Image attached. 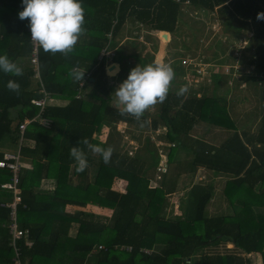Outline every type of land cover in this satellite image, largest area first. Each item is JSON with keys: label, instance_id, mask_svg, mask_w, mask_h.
I'll return each instance as SVG.
<instances>
[{"label": "trees", "instance_id": "trees-1", "mask_svg": "<svg viewBox=\"0 0 264 264\" xmlns=\"http://www.w3.org/2000/svg\"><path fill=\"white\" fill-rule=\"evenodd\" d=\"M189 3L215 12L225 30L233 34L241 30L252 33L245 40L253 52L254 71L244 74L245 88L237 92L243 96V90L247 93L253 89L258 94L261 114L250 124V130L238 132L233 113L244 117L254 106L244 112L234 111L225 82L221 93L192 90L177 96L180 77H184L181 71H175L179 82L172 81L176 87L170 88L167 99L144 113L142 119L148 124L141 127L133 117L120 115L113 94L117 83L126 79L136 65L154 63L153 56L148 53L144 63L138 51L145 45L126 42L127 49L118 48L113 57L120 65L119 79L123 78H116L114 83L105 73L103 59L98 57L106 45L105 33L116 17L113 36L125 20L173 35L183 14L181 3L174 0H82L87 31L74 52L67 57L60 53L53 56L39 49L41 79L51 94L44 111L51 120L50 127L29 123L20 145L18 126L37 113L38 107L31 99L40 97L41 89L29 66L23 67L21 77L0 72V158L5 137L18 144L21 156L17 183L21 200L16 206L17 227L24 232L17 241L21 264H259L258 255L264 264V20L257 19V14L264 12V0ZM22 9V0H0V54L6 53L16 63L30 55L27 20L18 18ZM192 25L197 27V21ZM227 25L234 29H227ZM199 29L193 31L194 38L201 33ZM195 39L191 42L197 48ZM133 44L140 49L136 51ZM217 44L223 47L220 41ZM180 45L187 53L188 41L182 39ZM174 47L172 52L179 56L178 43ZM73 67L90 71L80 98L76 97L79 81L69 76ZM9 79L19 82V95L6 89ZM239 100H244L242 108L247 106L245 97ZM119 121L140 130L156 131L162 126L157 134L169 145L163 150L165 160L162 162L149 136L144 146H136L129 154L122 145V135L116 131ZM205 125L233 132L216 144L195 134L197 127L209 129ZM105 127L107 135L99 139L96 135ZM83 137L105 148L111 146L110 161L105 163L101 155L85 149L88 167L77 172L69 149L79 146ZM146 153L151 158L147 159L149 164L143 158ZM159 164L163 166L160 172ZM200 172L209 179L200 178L186 189L178 187L183 173L192 178ZM11 177L9 169L0 168V183ZM219 179L222 183L217 186L220 181L214 180ZM120 181L123 192L113 187ZM177 190L183 193L177 208H173L169 199ZM219 192L227 211L216 213L220 212L217 209L210 214L208 205ZM12 197L11 190L0 188V264H15L7 205ZM88 204L108 208L111 214L87 210ZM68 206L77 208L69 210ZM73 225L76 233L71 235ZM100 244L104 248L98 249ZM120 246H130L131 250ZM144 247L151 252H142Z\"/></svg>", "mask_w": 264, "mask_h": 264}, {"label": "clouds", "instance_id": "clouds-1", "mask_svg": "<svg viewBox=\"0 0 264 264\" xmlns=\"http://www.w3.org/2000/svg\"><path fill=\"white\" fill-rule=\"evenodd\" d=\"M23 9L18 12L20 20L28 21L31 33V41L35 46L42 48L45 54L55 55L60 53L65 57L74 52L79 38L87 31L85 27L86 10L82 0H22ZM258 20H264V12L257 14ZM86 70L72 69L69 76L74 81L83 80ZM110 76L115 75L119 68L107 70ZM0 72L6 75L21 77L24 70L8 55L0 54ZM175 79V71L170 63L154 62L131 68L128 76L115 89V106L121 116H131L141 127L149 123L142 119L144 113L158 103L162 104L168 96L172 81ZM11 92L20 94V84L16 80L9 79L5 85ZM188 91V86L183 85L176 92L177 96H183ZM79 146L69 149L70 157L75 161L77 172H84L88 167V159L85 152L99 154L105 163L110 161L113 148L102 147L90 142L87 137L78 141ZM83 145L84 147H80Z\"/></svg>", "mask_w": 264, "mask_h": 264}, {"label": "rangeland", "instance_id": "rangeland-1", "mask_svg": "<svg viewBox=\"0 0 264 264\" xmlns=\"http://www.w3.org/2000/svg\"><path fill=\"white\" fill-rule=\"evenodd\" d=\"M181 16H186V15L182 14ZM187 20H188V23H185L184 25H182V21H184V20H180L179 21L180 25L177 28L178 31L176 33L178 38H177V40L175 42H176V44L178 43L180 48H182V45H180L181 44V40L185 39L186 41H188V45H190V48L188 49V54H189L188 58L193 59L195 63L198 61V59L202 60L201 67L196 65L197 70H199L200 74H197L196 71H195L192 74V78L190 76L188 78V80H191L193 83H196V87H200L201 88V86L198 85V84H200L201 81L203 82L201 84H206V83L209 84V82H210V74H212L214 72H219V73L221 72L223 74L224 73H226V74L228 73L229 74V70H231V68H232L234 70V71H232V73H234V74L231 75V73H230V75L232 76V78H238L239 77V79L241 80L240 81L241 84L239 85L238 89H241V90L244 89L245 85H246V82H245V79H244V74L250 72V71H244V70H250L251 69L250 66H248V64H245V62L242 60L243 57H244L245 60H247V58H248V55L246 53L247 50H248V45H247L248 42L245 40L246 39L245 36H248L246 34L247 32L243 31L242 35L240 36V34L237 35L235 31H234L235 34H233L232 32L225 30L224 29V24L221 22V19L219 17L217 18L216 15H215L213 20H214V23H218V25L217 24L215 26L209 25L207 28H206V25H203L204 27H199L200 28L199 30H201V33L200 34L197 33L196 36H195V38H196L195 39L193 37V35L195 34V33H193V31L197 30L198 28L194 27L192 25L193 21L191 22V20H189V19H187ZM197 25L201 26L199 21H197ZM227 29H229V30L234 29V26L230 25V27H228V25H227ZM192 39L198 40L197 41L198 42L197 48L195 46V43L191 42ZM166 40H167V38L161 40V43H163V45L160 46V48H162V49H160L159 53L162 52V54H163V46H164ZM219 41H220V43L222 44L223 47L218 46L219 44H217V43ZM141 44H146V43L145 42H141ZM126 46L125 47H121L120 49H124L125 50ZM154 46H156V48ZM244 46H246L245 49H247L245 51V55H244V51L243 50L240 51L241 50L240 48H243ZM158 47H157V45H152V46H150L148 48L152 49V51L154 49H156V50H154V52H158L159 51ZM173 47H174V45L171 44L168 47V49L171 51V49ZM237 48L240 49L238 51L239 54H240L239 57L241 59L240 62H236V61L234 62V59L236 57L235 53H234V50H238ZM140 50H141V52H140L139 56L143 54L145 56L144 63L145 62L147 63L146 55L150 51L147 50V47H145L144 49L141 48ZM170 51H168V54H169ZM182 53H184V54L181 55V59L177 58L178 61L182 60L183 55H185L186 52L182 51ZM222 54L224 55V57L227 60V62L221 63L220 58H222ZM241 54H242V56H241ZM230 57H232L233 60ZM142 58H144V57L142 56ZM141 63L143 64V62H141ZM141 66H143V65H141ZM108 67H107V70H108ZM237 70H239V71L237 72ZM109 77H110V75H109ZM115 78L119 79V74H117ZM183 78H185V77H183ZM232 78L229 79L228 84H232ZM122 79L123 78L121 77L119 80H122ZM185 81H186V79H185ZM178 82H179V80H178ZM180 82L183 83L182 80H180ZM222 83H224V81H222ZM185 84H187V82H185L183 85H185ZM183 85L180 84V86H183ZM188 89H191V88H188ZM197 92H199V91H197ZM243 93H245L244 90H243ZM249 94L254 97V100L251 101V102H247V106H244V108H242L241 106L239 108L238 104L236 106L235 99L237 98V95H236L235 92H234V95L232 94V95L229 96V98H230L229 99L230 100L229 101V105L232 108H235L234 111H236V110L239 111L240 110V111L244 112L246 108H252L254 106V109H252V111L250 113L245 114L244 117L233 113V120L235 122V125H236L235 127H236L238 132L240 130H242V129H249L250 130V127H251L250 124L251 123L253 124L256 121V119L259 117V114H261L260 113L261 112V108L259 107V105L257 103V99H259L258 98V94L255 95L253 89H251L249 91ZM231 98H233V99H231ZM115 125H116V131L119 132L122 135V145L124 146V149H126L128 151L129 154L133 153V151H134L136 146L137 147H139L141 145L144 146L145 139H146L147 136H149L151 142H153V145L157 148V153L159 154V156H161L162 162L165 160L166 157H165V155L163 153V150L168 148L169 145H168L167 142H165L163 139H161L159 137V135L157 134V132L161 131V128H163L162 126H161V128H159L156 131H154V130H150V129L149 130H147V129L140 130V129H136V128H130V126L127 125V123L120 122V121L116 122ZM205 126L207 128H209V129H211L210 126H208V125H205ZM202 130H204V127H197L195 129V132H197V135H198V132H201ZM218 132H219V135L218 136L216 135L214 137V140H213L216 143L222 142L233 131L232 130H226V129H222V130L217 129V133ZM104 134L107 135V132H105ZM104 134H102V135L99 134L98 138L99 139L100 138L103 139L104 138ZM17 147H18V144L17 143L15 144L14 142H11L9 140V137H5L3 139V141H2V144H1V149L3 151L7 150L9 152H14V151L17 150ZM148 157H149V154L146 153L143 158L146 159V160L148 159V160L151 161V158H148ZM148 160H147V163H148ZM151 163L152 162H150V164ZM161 170H163V166L162 165H160L158 167V172H160ZM208 176L206 177V179H204V177H205L204 173L200 172V173L194 174V176L191 178L190 174L183 173L180 176V178H179L178 187L181 186V187H185L184 189H186V188L190 187L194 182L199 181L200 178H202L201 180H203V181L209 179ZM158 177H159V175L156 176L155 181H157ZM214 182L215 183L219 182V185H217V186H220L221 183H222V180H220V179L219 180H214ZM122 185H123V182L120 181L117 185L116 184L113 185V187H115V189L123 192L124 188H123ZM181 190H183V189H181ZM181 190H179L176 194L170 196L169 203L171 205H173V208H177L176 206L180 202V198H181L182 193H183V191H181ZM219 194H220V192L218 193V195H215L213 197V200L210 201V203L208 205V212L210 214L213 213V212H216L217 209H219L220 212H216V213H222L223 211H227V207L228 206L226 205L225 201H222V200H224V198L222 196H220ZM225 206H227V207H225ZM87 210H89V209H87ZM91 210L92 209H90V211ZM105 212H100L99 214H101V215H109V214H111V211H105ZM229 246H231V245L228 244V247ZM144 248L147 249V250H150V248H147V247H144ZM256 261L259 264L262 263V258L260 257V255H258Z\"/></svg>", "mask_w": 264, "mask_h": 264}, {"label": "crops", "instance_id": "crops-1", "mask_svg": "<svg viewBox=\"0 0 264 264\" xmlns=\"http://www.w3.org/2000/svg\"><path fill=\"white\" fill-rule=\"evenodd\" d=\"M121 0H118V2H120ZM175 1V0H174ZM176 2V1H175ZM179 3H181V11H182V13H183V15H186V16H181L180 15V17H179V21L180 20H184V21H182V25H184L185 23H188V20L187 19H189V20H191V22L193 21L194 22V20L196 21H199V23L201 24V26L199 25H197V28H199V27H204L203 25H206V28L209 26V25H212V26H215L216 24L218 25V23H214V16L216 15V17L218 18V16H217V14L215 13V12H206V11H204L202 8H196V7H193L190 3L189 4H184V3H182V1L181 2H179ZM179 21H178V26H177V28L179 27ZM117 22V19H116V17H115V19L113 20V22H112V24H111V27L109 28V30H108V32H106L105 33V37H106V45L104 46V48H102L101 49V51L102 50H107V51H109L110 53H109V55H106V56H104L102 59H103V62H104V64H105V73L106 74H108V71H107V67H108V70H112L113 68H115L116 66H118V68L120 67V65H119V62H115L114 61V59H113V57H114V54H115V52H116V50L119 48H121V47H125L127 44H126V42H128V41H132V42H137V43H141V42H145L146 44H144L145 46H144V48L145 47H147V50L148 51H150L151 52V55L153 56V62H165V63H170L171 64V66L174 68V71H177V73H179L180 71L182 72V74H184V77L185 78H183V77H180V78H182V81H183V83H181V82H179V84H184L185 82H187V84H185V85H187L188 86V88H191V89H188V91L187 92H189V91H199L201 94H211L213 91H215V92H219V93H221V89H222V85L224 84V83H222V81H224L225 82V86H227V87H229L230 88V95H234V92H236V95H237V92H239V90H241V89H238L239 88V85H240V83H239V81H241L240 79H239V77L238 78H232V76L231 75H233L234 73H232V71H234L232 68H231V70H229V73H231V75H227V74H223V73H219V72H214V73H212V74H210V82H209V84H201V83H203L202 81H201V83L200 84H198V85H200L201 86V88L200 87H196V83H193L191 80H188V78L191 76V78H192V74L196 71V73L197 74H200V73H198L197 72V67L196 66H194V65H184L183 66V63H184V61H186L187 59H189L188 57H189V54H188V52L187 53H185V55H183V58H182V60L181 61H178V59L180 58L181 59V55L182 54H184V53H182V51H184L183 49H180V47L178 48L179 49V51H180V57L179 56H176L173 52H172V50L175 48V47H173L172 49H171V51L169 52V54H168V51H169V49H168V47L171 45V44H173L174 46H175V40H177V38H178V36L176 35V33L175 34H173V35H170L168 32H166V31H159V30H149V29H147L145 26H143V25H141V23H139L138 21H134V22H132V21H128V20H125V22H124V25H123V27L121 28V30L119 31V33L116 35V36H113V32H112V30H113V25L115 24ZM217 29V28H216ZM225 29V28H224ZM26 30H27V28H26ZM28 31V30H27ZM177 31H178V29H177ZM112 32V33H111ZM162 32H164V33H166V36H167V40H166V42H165V44H164V46H163V54H162V52L161 53H159L160 52V49H162V48H160V46H162L163 45V43H161V40L162 39H164V38H162L161 37V33ZM242 33H243V30H241V31H239V32H236V34L237 35H239L240 34V36L242 35ZM248 36H250V34H252L251 32H247L246 33ZM239 36V37H240ZM248 36H245V37H248ZM83 38V37H82ZM162 38V39H161ZM161 39V40H160ZM173 39H174V41H173ZM156 41V42H155ZM171 41H173V42H171ZM171 42V43H170ZM136 43V44H137ZM155 44H157V47L159 48L158 50V52H154V50L152 51V49H149L148 47H150V46H152V45H155ZM137 45H140V44H137ZM133 48L134 49H136V51H138L139 49H137L136 48V45H134L133 44ZM126 49H127V46H126ZM125 49V50H126ZM247 49H244L243 51H244V55H245V51H246ZM101 51H100V53H101ZM135 51V52H136ZM237 50H234V53L236 52ZM128 52V51H127ZM139 53L141 52V51H138ZM149 52V53H150ZM99 53V54H100ZM247 55H248V58H247V60H245L244 59V57H243V61L245 62V64H248V66H250V70H244V71H250L249 73H251L252 71H254L253 69H254V67H255V65H254V63L251 61V59H252V56H253V52L252 51H250V49H248L247 50ZM159 54V55H158ZM162 54V55H161ZM243 54V53H242ZM242 54H241V56H242ZM128 55H130V54H128ZM143 55V54H142ZM235 59H234V62L236 61V62H240L241 61V59H240V57H238V56H240V54L237 56V52H236V54H235ZM99 57V56H98ZM143 57L145 58V56L143 55ZM178 58V59H177ZM232 60H233V58L232 57H230ZM240 59V60H239ZM162 60V61H161ZM220 60H221V63H223V62H227V60L225 59V57H224V55L222 54V58H220ZM197 63L199 64V67H201V65H202V60L201 59H198V61H197ZM17 64H19L20 65V67H31V65H30V62H29V58H26V59H19V62L17 63ZM236 64V63H235ZM32 69V68H31ZM73 69H79L78 67H73ZM80 70V69H79ZM120 70V69H119ZM180 70V71H179ZM239 70H237V72H238ZM180 72V73H181ZM242 72V71H241ZM119 73V71L115 74V75H112V76H110V79H111V81L112 82H114V83H117L116 82V75ZM240 73V72H239ZM85 74H89L90 75V71H85ZM108 76H109V74H108ZM40 77H41V75H40ZM84 77H85V75H84ZM32 78H33V80H34V82L37 84L38 83V86H39V88L41 89V86H40V82L42 81V79H41V81H39L37 78H35V77H33V73H32ZM178 78L179 77H175V79L174 80H176L177 82H178ZM230 78H232V84H228V81H229V79ZM84 79V78H83ZM88 79V78H87ZM185 79H186V81H185ZM215 79H219L220 80V82H215L214 80ZM244 79L246 80V77H244ZM81 81V80H80ZM80 81H79V83H80ZM249 82H251V83H254V82H252V81H249ZM42 84H43V81H42ZM120 83H117V86L119 85ZM191 85V86H190ZM44 86V85H43ZM180 86V85H179ZM171 87H172V89L174 90V88L176 87V83H173L172 82V84H171ZM170 87V88H171ZM196 87V88H195ZM45 88V87H44ZM82 90V89H81ZM41 91V90H40ZM78 92H79V84H78ZM77 92V93H78ZM232 93V94H231ZM81 94H82V96H83V93H82V91H81ZM42 96V92H41V95H40V97ZM50 96H51V94H50ZM76 97L77 98H80V97H78L77 96V94H76ZM242 97H245L246 98V101L247 102H251V101H253L254 100V97L253 96H251L250 94H249V92H247V93H244V95L242 96V95H237V98L235 99V102H236V106H237V104H238V106H239V108H240V106L242 107V104H243V102H244V100H239L240 98H242ZM39 98V97H38ZM51 98V97H50ZM50 100V99H49ZM58 102L59 103H61V104H63V103H66V100H62V99H58ZM254 104V103H253ZM26 118H28V117H26ZM108 131V129L105 127V128H103L102 129V131L100 132V134L102 135V134H104L105 132H107ZM195 134L197 135V132H195ZM96 135V134H95ZM99 134H97L96 136H98ZM198 135H200L201 137H204L206 140H209V139H212V141L214 140V137L217 135H219V132L217 133V129H204V130H202L201 132H198ZM104 137H105V134H104ZM216 143V142H215ZM217 144V143H216ZM18 147H17V150L16 151H14V152H12V153H15V152H17L18 151ZM4 152H9V151H7V150H4ZM179 190H177L176 191V193L178 192ZM87 207H89L88 209L90 210V209H92L91 211H94V212H96V213H100V212H105V211H110V209H108V208H102V207H98V206H95V205H90V204H88L87 205ZM74 208H77V207H74V206H68V209L69 210H73ZM100 211V212H99ZM106 213V212H105ZM76 226L75 225H73V227L70 229V234L71 235H74L75 233H76V228H75ZM29 242V241H28ZM19 260H20V257H19ZM20 263H21V261H20Z\"/></svg>", "mask_w": 264, "mask_h": 264}, {"label": "built area", "instance_id": "built-area-1", "mask_svg": "<svg viewBox=\"0 0 264 264\" xmlns=\"http://www.w3.org/2000/svg\"><path fill=\"white\" fill-rule=\"evenodd\" d=\"M176 2H181V0H175ZM184 4H189V0L182 1ZM28 24V21H27ZM27 30L30 33V30L27 26ZM251 35V34H250ZM29 42H30V55H29V62L32 68L33 77L37 78L39 81H41L40 77V67H39V49L35 46L34 42L31 41V33L29 34ZM237 52V55H239V52ZM235 52V54H236ZM109 51L102 50L99 59L103 58L106 55H109ZM184 65H194L199 66V64L194 62L193 59L189 58L183 63ZM197 70V69H196ZM198 73L199 70H197ZM89 77V74H85V77L83 80L79 83V92L77 93L78 97H81V89L84 86L85 80ZM41 86V92L42 96L39 98H33L31 99V103L34 104L36 107H38L37 113L32 116L25 118L18 126V139H19V145L21 144L24 136V131L27 127V125L31 122H38L43 127H50L51 120L44 115V111L46 108V104L48 100L50 99V93L44 88L42 81L40 82ZM0 168H6L9 169L12 172V177L10 181H5L0 183V188L2 189H9L12 191V201L7 204L10 207V225H9V242L10 245L13 247L14 250V263L15 264H21L19 261V249L17 247V241L21 238L23 235V230L19 229L17 227V214H16V206L21 200L20 196V188L17 186L18 183V177L19 172L21 169V156L19 149L17 152H3L2 157L0 158ZM104 248L102 244L98 245V249ZM121 249L131 250L130 246H120ZM144 253H150V250H147L145 248L141 249Z\"/></svg>", "mask_w": 264, "mask_h": 264}, {"label": "water", "instance_id": "water-1", "mask_svg": "<svg viewBox=\"0 0 264 264\" xmlns=\"http://www.w3.org/2000/svg\"><path fill=\"white\" fill-rule=\"evenodd\" d=\"M164 33V32H163ZM163 38L166 39L167 36H166V33L162 34Z\"/></svg>", "mask_w": 264, "mask_h": 264}]
</instances>
